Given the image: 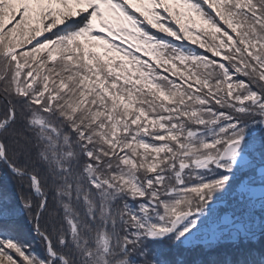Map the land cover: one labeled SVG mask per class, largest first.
I'll use <instances>...</instances> for the list:
<instances>
[{
    "label": "snow or ice",
    "instance_id": "1",
    "mask_svg": "<svg viewBox=\"0 0 264 264\" xmlns=\"http://www.w3.org/2000/svg\"><path fill=\"white\" fill-rule=\"evenodd\" d=\"M0 264H264V0H0Z\"/></svg>",
    "mask_w": 264,
    "mask_h": 264
}]
</instances>
